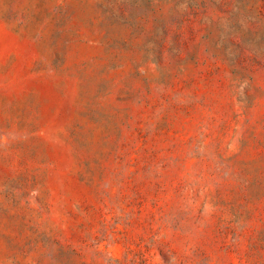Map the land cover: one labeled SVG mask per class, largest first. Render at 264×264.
I'll return each mask as SVG.
<instances>
[{"label":"rangeland","instance_id":"obj_1","mask_svg":"<svg viewBox=\"0 0 264 264\" xmlns=\"http://www.w3.org/2000/svg\"><path fill=\"white\" fill-rule=\"evenodd\" d=\"M0 264H264V0H0Z\"/></svg>","mask_w":264,"mask_h":264}]
</instances>
